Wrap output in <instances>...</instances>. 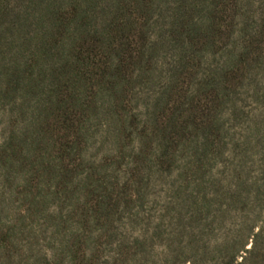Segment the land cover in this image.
Segmentation results:
<instances>
[{
	"label": "rangeland",
	"instance_id": "obj_1",
	"mask_svg": "<svg viewBox=\"0 0 264 264\" xmlns=\"http://www.w3.org/2000/svg\"><path fill=\"white\" fill-rule=\"evenodd\" d=\"M0 264H264V0H0Z\"/></svg>",
	"mask_w": 264,
	"mask_h": 264
}]
</instances>
